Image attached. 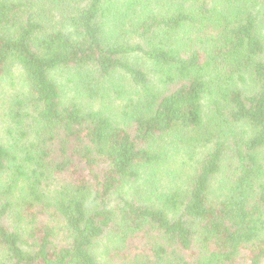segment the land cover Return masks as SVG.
Segmentation results:
<instances>
[{"label":"trees","instance_id":"1","mask_svg":"<svg viewBox=\"0 0 264 264\" xmlns=\"http://www.w3.org/2000/svg\"><path fill=\"white\" fill-rule=\"evenodd\" d=\"M0 264H264V0H0Z\"/></svg>","mask_w":264,"mask_h":264}]
</instances>
